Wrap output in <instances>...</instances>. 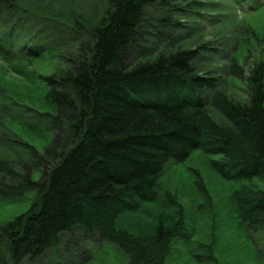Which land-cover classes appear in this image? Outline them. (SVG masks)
<instances>
[{"label": "trees", "instance_id": "1", "mask_svg": "<svg viewBox=\"0 0 264 264\" xmlns=\"http://www.w3.org/2000/svg\"><path fill=\"white\" fill-rule=\"evenodd\" d=\"M158 1L109 0L99 20L70 16L63 23L56 10L43 16L29 2L0 0V57L6 62L40 58L78 39L82 47L68 71L48 78L46 94L57 109L49 121L70 129V147L54 153L55 161L36 180L0 158V197L34 193L30 209L0 229V264H35L73 231L116 244L129 264H167L173 239L190 236L183 215L141 236L119 229L117 220L140 201H154L167 163L194 150L218 155L210 163L225 179L264 181V61L247 72L232 67L249 86L246 102L195 74L190 52L125 67L145 9ZM243 2L264 6V0ZM207 101L229 125L212 116ZM198 179L207 194L199 173ZM234 201L241 222L264 239V189L244 186Z\"/></svg>", "mask_w": 264, "mask_h": 264}, {"label": "rangeland", "instance_id": "2", "mask_svg": "<svg viewBox=\"0 0 264 264\" xmlns=\"http://www.w3.org/2000/svg\"><path fill=\"white\" fill-rule=\"evenodd\" d=\"M16 1L29 2L43 16L50 17L47 12L52 9L62 14V22L72 16L83 23L99 20L110 4L109 0ZM79 40L24 62L9 63L0 57V158L21 172L28 169L35 180L55 161L54 153L71 145L70 129L54 128L49 121L57 109L46 94L48 78L72 67L70 59L82 48ZM180 52H190L195 74L214 79L216 90L248 101L249 86L232 67L247 72L264 61V6L254 8L243 0H160L148 5L125 67ZM209 103L212 116L229 125ZM217 158L194 150L182 161L167 163L158 180L157 198L124 211L117 227L137 236L151 235L159 224L171 226L183 215L190 236L172 241L167 264H264V239L241 222L234 201L236 190L264 189V181L225 179L211 166V159ZM198 173L207 194L197 186ZM33 199L34 193L20 199L0 197V229L27 212ZM61 242L58 250L35 264H129L122 249L97 233L73 231L63 235Z\"/></svg>", "mask_w": 264, "mask_h": 264}, {"label": "bare ground", "instance_id": "3", "mask_svg": "<svg viewBox=\"0 0 264 264\" xmlns=\"http://www.w3.org/2000/svg\"><path fill=\"white\" fill-rule=\"evenodd\" d=\"M1 31H2V32H1ZM0 32H1V33H0V36H3V34H4L5 31L0 29ZM174 239H175V238H174ZM174 239H173V240H174Z\"/></svg>", "mask_w": 264, "mask_h": 264}]
</instances>
